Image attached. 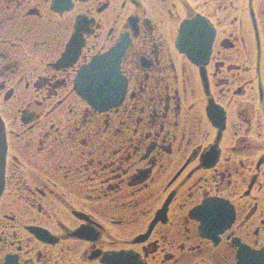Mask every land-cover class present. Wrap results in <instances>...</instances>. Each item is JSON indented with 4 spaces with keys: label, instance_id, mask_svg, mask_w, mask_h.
I'll use <instances>...</instances> for the list:
<instances>
[{
    "label": "flooded vegetation",
    "instance_id": "obj_1",
    "mask_svg": "<svg viewBox=\"0 0 264 264\" xmlns=\"http://www.w3.org/2000/svg\"><path fill=\"white\" fill-rule=\"evenodd\" d=\"M0 114V264H264V0H0Z\"/></svg>",
    "mask_w": 264,
    "mask_h": 264
},
{
    "label": "water",
    "instance_id": "obj_2",
    "mask_svg": "<svg viewBox=\"0 0 264 264\" xmlns=\"http://www.w3.org/2000/svg\"><path fill=\"white\" fill-rule=\"evenodd\" d=\"M85 73L82 74V77H81L82 78V82L85 80ZM81 91H83V90H81ZM101 93H102L101 88H98L97 89V94L100 95ZM101 105L104 106L105 104L102 101H99L98 98L93 102V106L95 108L99 109V107ZM3 135H4V126H3V124L0 121V138L1 137L3 138ZM1 145H2V143H1ZM5 152H6V146L3 144L1 146V149H0V175L3 174V169H4V165H5L4 164L5 163Z\"/></svg>",
    "mask_w": 264,
    "mask_h": 264
},
{
    "label": "rangeland",
    "instance_id": "obj_3",
    "mask_svg": "<svg viewBox=\"0 0 264 264\" xmlns=\"http://www.w3.org/2000/svg\"><path fill=\"white\" fill-rule=\"evenodd\" d=\"M8 119L12 122V119L8 117ZM9 122V121H8Z\"/></svg>",
    "mask_w": 264,
    "mask_h": 264
}]
</instances>
